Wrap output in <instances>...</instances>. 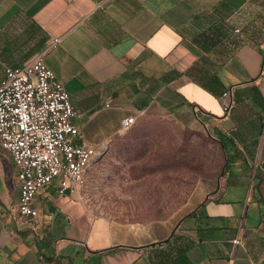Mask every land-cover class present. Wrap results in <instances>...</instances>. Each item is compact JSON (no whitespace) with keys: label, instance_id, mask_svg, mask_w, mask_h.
I'll return each instance as SVG.
<instances>
[{"label":"crops","instance_id":"0c3cea01","mask_svg":"<svg viewBox=\"0 0 264 264\" xmlns=\"http://www.w3.org/2000/svg\"><path fill=\"white\" fill-rule=\"evenodd\" d=\"M53 38L44 62L99 151L90 169L144 116L203 127L223 162L176 220L92 211L88 174L77 197L40 189L23 217L0 147V264H264V0H0V80Z\"/></svg>","mask_w":264,"mask_h":264},{"label":"rangeland","instance_id":"374dc122","mask_svg":"<svg viewBox=\"0 0 264 264\" xmlns=\"http://www.w3.org/2000/svg\"><path fill=\"white\" fill-rule=\"evenodd\" d=\"M221 154L201 126L140 117L126 139L89 168L92 211L135 223L179 219L199 201V183L217 175Z\"/></svg>","mask_w":264,"mask_h":264},{"label":"built area","instance_id":"2783aa9c","mask_svg":"<svg viewBox=\"0 0 264 264\" xmlns=\"http://www.w3.org/2000/svg\"><path fill=\"white\" fill-rule=\"evenodd\" d=\"M58 42L59 38H53L42 52L21 66L4 65L0 80V147L8 152L16 171L17 212L23 217L37 216L33 199L49 184L56 186L59 196H79L99 153L77 140L79 132L73 118L78 111L44 62L45 52ZM231 104L232 99L223 105L225 113ZM134 121L125 117L122 127L129 128Z\"/></svg>","mask_w":264,"mask_h":264},{"label":"trees","instance_id":"16d2710c","mask_svg":"<svg viewBox=\"0 0 264 264\" xmlns=\"http://www.w3.org/2000/svg\"><path fill=\"white\" fill-rule=\"evenodd\" d=\"M210 91V90H209ZM212 94L216 95V93L214 91H210Z\"/></svg>","mask_w":264,"mask_h":264},{"label":"water","instance_id":"95a60500","mask_svg":"<svg viewBox=\"0 0 264 264\" xmlns=\"http://www.w3.org/2000/svg\"><path fill=\"white\" fill-rule=\"evenodd\" d=\"M98 159V158H97Z\"/></svg>","mask_w":264,"mask_h":264}]
</instances>
